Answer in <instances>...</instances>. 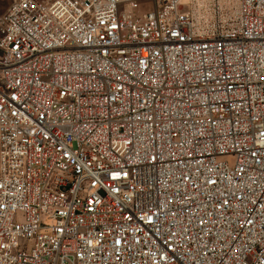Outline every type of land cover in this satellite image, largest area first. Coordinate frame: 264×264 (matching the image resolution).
<instances>
[{
    "label": "built area",
    "instance_id": "1",
    "mask_svg": "<svg viewBox=\"0 0 264 264\" xmlns=\"http://www.w3.org/2000/svg\"><path fill=\"white\" fill-rule=\"evenodd\" d=\"M193 1L12 0L0 264H264V0Z\"/></svg>",
    "mask_w": 264,
    "mask_h": 264
},
{
    "label": "rangeland",
    "instance_id": "2",
    "mask_svg": "<svg viewBox=\"0 0 264 264\" xmlns=\"http://www.w3.org/2000/svg\"><path fill=\"white\" fill-rule=\"evenodd\" d=\"M11 2L12 0H0V18L8 11ZM192 8L198 22L204 27H212L221 18L211 0L193 1ZM225 12L226 10L223 11Z\"/></svg>",
    "mask_w": 264,
    "mask_h": 264
}]
</instances>
